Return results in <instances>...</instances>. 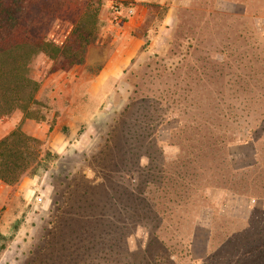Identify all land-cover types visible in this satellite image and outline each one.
<instances>
[{
  "label": "rangeland",
  "instance_id": "1",
  "mask_svg": "<svg viewBox=\"0 0 264 264\" xmlns=\"http://www.w3.org/2000/svg\"><path fill=\"white\" fill-rule=\"evenodd\" d=\"M177 1L156 46L165 8L151 12L143 50L95 109L87 141L41 142L14 185L0 181V264H264V0ZM99 3L88 68L115 23L112 2ZM72 29L55 18L46 39L60 46ZM38 92L4 118L51 117ZM27 180L28 196L18 189ZM86 204L85 241L75 220Z\"/></svg>",
  "mask_w": 264,
  "mask_h": 264
},
{
  "label": "trees",
  "instance_id": "2",
  "mask_svg": "<svg viewBox=\"0 0 264 264\" xmlns=\"http://www.w3.org/2000/svg\"><path fill=\"white\" fill-rule=\"evenodd\" d=\"M122 1L123 5L130 4V0ZM99 2L82 6L73 0H0V119L17 109L24 111L36 104L40 83L30 76L35 55L43 53L52 60L61 58L59 70L84 63L86 49L97 37ZM55 18L73 25L67 40L60 46L46 39L47 29ZM40 144L38 139L20 128L1 139L0 181L8 186L14 185L37 161ZM81 209L86 215L76 219L75 223L86 241L95 220L88 212L91 204L81 205ZM89 237L93 236L90 234ZM88 243L86 247L91 249L97 241Z\"/></svg>",
  "mask_w": 264,
  "mask_h": 264
},
{
  "label": "crops",
  "instance_id": "3",
  "mask_svg": "<svg viewBox=\"0 0 264 264\" xmlns=\"http://www.w3.org/2000/svg\"><path fill=\"white\" fill-rule=\"evenodd\" d=\"M130 3L134 7V15L122 23L109 21V51L101 63L97 60L95 68H88L87 61L67 70L53 71L50 70L51 61L47 57L41 56L37 60L39 63L33 71V78L40 82L37 99L44 94V101L53 110V114L51 117L47 114L45 120L25 117L21 112H16L11 117H3L0 119V140L19 127L25 134L38 139L43 147L52 151L61 150L65 144L87 141L89 130L86 126L89 119L96 114L95 109L101 106L103 96L113 91L114 84L120 81L143 50L145 39L142 27L151 12L165 8L161 31L153 39L156 46L164 39L163 32L168 30L173 10L179 1L130 0ZM109 4L108 2L107 7ZM81 126L83 131L75 138ZM18 189L28 196L29 181L21 183Z\"/></svg>",
  "mask_w": 264,
  "mask_h": 264
},
{
  "label": "built area",
  "instance_id": "4",
  "mask_svg": "<svg viewBox=\"0 0 264 264\" xmlns=\"http://www.w3.org/2000/svg\"><path fill=\"white\" fill-rule=\"evenodd\" d=\"M111 19L112 21L118 22L120 21V16L122 15V12L125 11L127 17H131L134 15V7L130 3L126 6L123 5V1H114L111 3Z\"/></svg>",
  "mask_w": 264,
  "mask_h": 264
}]
</instances>
